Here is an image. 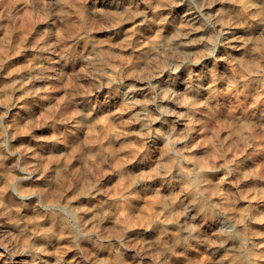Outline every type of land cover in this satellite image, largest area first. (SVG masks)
<instances>
[{
    "label": "rangeland",
    "instance_id": "374dc122",
    "mask_svg": "<svg viewBox=\"0 0 264 264\" xmlns=\"http://www.w3.org/2000/svg\"><path fill=\"white\" fill-rule=\"evenodd\" d=\"M249 252L264 264V0H0V264Z\"/></svg>",
    "mask_w": 264,
    "mask_h": 264
},
{
    "label": "bare ground",
    "instance_id": "6f19581e",
    "mask_svg": "<svg viewBox=\"0 0 264 264\" xmlns=\"http://www.w3.org/2000/svg\"><path fill=\"white\" fill-rule=\"evenodd\" d=\"M125 98V97H124ZM125 102H127V100L125 101ZM123 103H124V101H123ZM125 104V103H124ZM127 104V103H126ZM144 114V113H143ZM143 118V117H142ZM142 122V121H141ZM145 122V121H144ZM143 127V126H142ZM144 129V128H143ZM144 131H146V130H144ZM142 134H143V132H142ZM144 135V134H143ZM167 146H168V144H166ZM166 146V147H167ZM195 186V185H194ZM195 189V188H194ZM251 252H253V251H251ZM251 252H249L248 254H249V262L247 263V264H259V261L258 260H256V258L254 257V253H252L251 254ZM245 254H247V253H245ZM247 258H248V256H247ZM245 260H247V259H245ZM245 260L243 261L244 263H245ZM244 263H242V264H244ZM261 264V263H260Z\"/></svg>",
    "mask_w": 264,
    "mask_h": 264
}]
</instances>
